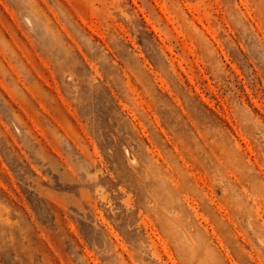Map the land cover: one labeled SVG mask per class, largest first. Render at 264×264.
<instances>
[{
	"label": "rangeland",
	"instance_id": "rangeland-1",
	"mask_svg": "<svg viewBox=\"0 0 264 264\" xmlns=\"http://www.w3.org/2000/svg\"><path fill=\"white\" fill-rule=\"evenodd\" d=\"M0 264H264V0H0Z\"/></svg>",
	"mask_w": 264,
	"mask_h": 264
}]
</instances>
